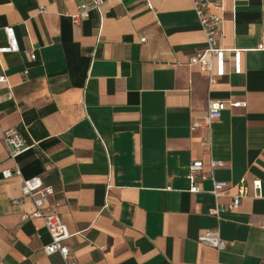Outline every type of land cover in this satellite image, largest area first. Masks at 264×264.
<instances>
[{"label":"crops","instance_id":"0c3cea01","mask_svg":"<svg viewBox=\"0 0 264 264\" xmlns=\"http://www.w3.org/2000/svg\"><path fill=\"white\" fill-rule=\"evenodd\" d=\"M83 2L0 0V48L8 27L19 45L0 53L13 95L0 89V264H65L44 253V223L22 221L34 206L14 203L21 179L3 176L13 163L2 135L12 128L31 147L18 159L23 176L55 191L78 264H264V0L212 9L224 17L220 45L241 51L240 71L228 56L212 86L190 65L206 46L192 0H109L75 23ZM211 100L247 107L228 106L211 129L192 131ZM194 161L207 172L225 163L219 181L260 179L263 198L218 219L211 180L190 192ZM218 229L222 252L198 241Z\"/></svg>","mask_w":264,"mask_h":264},{"label":"built area","instance_id":"2783aa9c","mask_svg":"<svg viewBox=\"0 0 264 264\" xmlns=\"http://www.w3.org/2000/svg\"><path fill=\"white\" fill-rule=\"evenodd\" d=\"M109 0H84L80 5L79 11L72 16L75 23H81L88 20L94 12H101L104 4ZM193 10L196 13L201 29L206 38V46L190 58V65H198L208 74L209 85H215L218 80L225 76L227 72L228 56L231 55L234 63V70L240 71L241 51L236 49H226L220 45L223 38L224 17L215 12L223 9L222 0H192ZM46 9H41L40 13H45ZM7 35V45L0 48V53H13L19 51V45L13 27L5 29ZM146 42V39H142ZM259 49H263L260 46ZM32 60H36V55H32ZM28 74V71L25 72ZM7 86L9 90L8 99H12L11 88L8 87V77L0 74V89ZM228 106L247 107V103H228L226 101L211 100L208 103V109L202 119L192 124L191 130L206 127L211 129L216 120H220ZM2 140L8 149V160L13 163V168L3 171L6 179L14 177L22 181L21 200L14 201L15 204L22 203V200H29L34 206L31 213H23L22 221L29 219H40L51 238L48 245L44 247V253L48 256L59 254L65 264H78L77 257L70 251L67 242L72 234L58 212L59 204H51V198L55 191L51 186L44 184L40 177L25 178L23 176L18 159L31 149L27 141L20 135L17 128L7 129L3 132ZM209 138L206 142L210 143ZM225 163L221 161H211L209 172L205 171V164L201 161H194L188 167V180L190 181V192L200 193L202 189L199 180H211L213 189L211 194L216 199L215 208L210 213L218 219L225 212L235 211L240 208L245 198L261 199L263 198V182L255 179L251 184L244 178L238 184H231L226 181H219L214 175L216 168L224 167ZM235 189L236 193L232 194ZM223 198H230V202L223 203ZM198 241L206 246L212 247L219 252L225 251L228 243L222 238L220 230L206 231L199 236Z\"/></svg>","mask_w":264,"mask_h":264}]
</instances>
